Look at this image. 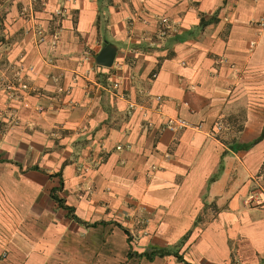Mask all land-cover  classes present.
Segmentation results:
<instances>
[{"label": "crops", "instance_id": "obj_1", "mask_svg": "<svg viewBox=\"0 0 264 264\" xmlns=\"http://www.w3.org/2000/svg\"><path fill=\"white\" fill-rule=\"evenodd\" d=\"M9 79L0 264H264V0H0Z\"/></svg>", "mask_w": 264, "mask_h": 264}, {"label": "built area", "instance_id": "obj_2", "mask_svg": "<svg viewBox=\"0 0 264 264\" xmlns=\"http://www.w3.org/2000/svg\"><path fill=\"white\" fill-rule=\"evenodd\" d=\"M160 22L161 24H163V28L161 29L160 34L165 35L166 28L168 26L167 18L162 17L160 19ZM4 88L8 91L10 98L14 97V94L16 93V90H17V87L14 83L9 81L5 84ZM187 126H190V124L182 118H170L169 120H167L166 125H165V127L171 130H178L180 128H184ZM216 128H217V131L220 130L221 124L218 123ZM257 177L258 178H256V181H255L256 190L252 194L249 195V198H247L245 202L246 203L254 202L255 205H260L262 208H264V178L262 175H259ZM134 236L135 234L133 230L128 232L129 238H133Z\"/></svg>", "mask_w": 264, "mask_h": 264}, {"label": "trees", "instance_id": "obj_3", "mask_svg": "<svg viewBox=\"0 0 264 264\" xmlns=\"http://www.w3.org/2000/svg\"><path fill=\"white\" fill-rule=\"evenodd\" d=\"M52 198L61 206L64 207L65 209L68 210V212L71 214L72 207H68L63 203V200L60 198H57L54 194H52ZM126 234L128 235V232L125 230Z\"/></svg>", "mask_w": 264, "mask_h": 264}, {"label": "rangeland", "instance_id": "obj_4", "mask_svg": "<svg viewBox=\"0 0 264 264\" xmlns=\"http://www.w3.org/2000/svg\"><path fill=\"white\" fill-rule=\"evenodd\" d=\"M5 81H6L5 84H6L7 82H9V81L13 83V81L10 80V79H9V80H5ZM5 84H2V85L0 86V88L3 89L4 86H5ZM4 90L8 93V91H7L5 88H4ZM15 94H16V93H15ZM15 94H14V95H15Z\"/></svg>", "mask_w": 264, "mask_h": 264}, {"label": "water", "instance_id": "obj_5", "mask_svg": "<svg viewBox=\"0 0 264 264\" xmlns=\"http://www.w3.org/2000/svg\"><path fill=\"white\" fill-rule=\"evenodd\" d=\"M105 63L108 64V63H110V61H106Z\"/></svg>", "mask_w": 264, "mask_h": 264}]
</instances>
